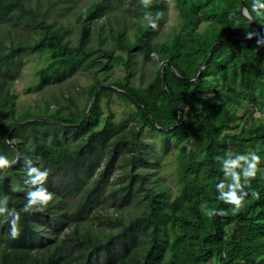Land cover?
<instances>
[{"label":"trees","instance_id":"trees-1","mask_svg":"<svg viewBox=\"0 0 264 264\" xmlns=\"http://www.w3.org/2000/svg\"><path fill=\"white\" fill-rule=\"evenodd\" d=\"M65 1L0 0V26L32 31L0 40V155L11 163L0 168V264H264V0H243L249 17L240 0H90L73 24L45 17ZM169 1L176 13L166 31ZM44 52L39 87L75 72L89 81L71 79L75 94L51 92L19 108L12 74ZM101 84L118 90L100 88L77 125ZM113 100L126 111L119 121ZM36 118L52 121L25 122ZM157 134L180 145L176 192L151 158L156 147L145 136ZM252 154L258 171L250 183L241 175L249 195L233 215L224 203L230 173L247 169ZM40 190L53 200L25 212ZM211 209L225 215L209 218Z\"/></svg>","mask_w":264,"mask_h":264},{"label":"rangeland","instance_id":"rangeland-1","mask_svg":"<svg viewBox=\"0 0 264 264\" xmlns=\"http://www.w3.org/2000/svg\"><path fill=\"white\" fill-rule=\"evenodd\" d=\"M27 1L33 4L36 0ZM41 1L43 2L45 0ZM89 1L90 0H66L63 4L58 7L56 11L54 10L53 5L49 4V6L47 7L48 12L45 17L49 18L50 20L57 19L59 22L65 24H73L75 22L74 12L78 8H84L86 5H88ZM49 3H52V1H50ZM126 6L127 3H121V5L118 6L119 9H116V17L119 18L121 16V10L125 9ZM175 13L176 12L173 8V3L172 1H169L167 12L165 14L166 20L164 22V29L166 31L169 30L172 26V23L175 18ZM112 16L113 15H111V19H114V17ZM22 22L23 20H21V23ZM13 24V21H8L0 26V40L8 42V34L12 36L11 38L16 39L26 35V32L32 33L29 28L24 29L21 24L20 26H14ZM47 55L48 54L46 52L42 54L31 53L30 55H27V57H24L22 59V63L18 67L17 71L12 74L14 75L13 88L14 91L18 93V97L15 99V103L19 108L27 107L29 105L32 106L41 95H45L50 100H52V97H50L51 92H54L56 93V95H59L61 91L63 93H66V90L70 89L71 93L75 94L73 86L69 83V80L71 79H75L80 85H85L89 81V79L84 75H81L80 72H75L68 78H66L64 81L60 82L58 85L39 87L40 84L37 80L36 75L34 74V71L45 63V61L47 60ZM115 74L118 75L120 74V72H118L117 70L115 71ZM26 86H30L31 89L29 91H26ZM52 105H54V103ZM109 108L111 109V111H113L115 120L119 121L122 119L123 116L126 115V111L123 108L121 102L117 100H113L110 103ZM145 137H149L150 139H152L156 147V151L151 156L156 168L161 173L165 183L172 187L173 191L176 192L177 179L175 176V171L177 169V158H175V155L177 154L180 145L177 142H174L173 138H168L163 134H157L153 136L146 135ZM165 137L167 139H165ZM185 144L186 142L183 143V145ZM206 264L219 263L215 260H212L211 262H208Z\"/></svg>","mask_w":264,"mask_h":264},{"label":"clouds","instance_id":"clouds-1","mask_svg":"<svg viewBox=\"0 0 264 264\" xmlns=\"http://www.w3.org/2000/svg\"><path fill=\"white\" fill-rule=\"evenodd\" d=\"M140 3L144 5L145 7H148L151 3V0H140ZM255 7V6H254ZM151 28L155 30L157 28L156 24H152ZM250 36V34H249ZM248 38V37H247ZM252 160L253 163L248 165V168L245 169L241 174H237L235 171H232L230 173L231 178L234 182L233 190L226 194V197L224 198V203L232 205V214L236 215L239 213V211L242 209L245 203V197L249 195V193L244 192V185L241 184V175L245 179L246 182H249L256 177V173L258 171L257 165L259 163V156L256 154H252ZM10 161L5 158V156L0 155V168H5L7 165H9ZM232 168H235L236 162H232L230 165ZM36 169H32L31 172H36ZM31 175V173H28ZM48 175V171H45L44 173H38L36 176V180H43L46 179ZM36 180L33 181V183L36 182ZM222 187V185L220 186ZM235 189H240L241 194L237 195ZM251 196L255 199H259V194L255 191L251 193ZM54 193L47 192L46 190H40L37 192H30L28 194V199L26 204L24 205V211L30 212L32 210L35 211H43L44 208L53 200ZM221 199V198H218ZM201 208L204 207V205L200 206ZM3 211V210H0ZM206 215L211 218L215 215H225L224 210H216L211 209L208 210ZM20 215L17 213L11 223V230H10V236L12 239H17L20 236V228L18 226Z\"/></svg>","mask_w":264,"mask_h":264},{"label":"water","instance_id":"water-1","mask_svg":"<svg viewBox=\"0 0 264 264\" xmlns=\"http://www.w3.org/2000/svg\"><path fill=\"white\" fill-rule=\"evenodd\" d=\"M240 5H241L242 13H243L246 17H249L247 11L244 9V6H243V0H240ZM212 48H213V47H212ZM212 48H211L210 51H209V54H208V56H207V59H208V58L210 57V55H211ZM166 64L168 65V61H162V62L160 63V69H162V67H163L164 65H166ZM204 64H205V62H204L203 65L199 68L197 74L195 75V77H193V79L197 78V77L200 75V73H201V71H202V68H203ZM161 76H162L163 84L165 85L163 75L161 74ZM100 88H112V89H116V90H118L117 87L112 86V85H108V84H101V85L97 86V87L95 88V90H94L92 96H91L90 102H89V104H88V107H87V109H86L84 115L82 116L81 120L79 121V123H78L77 125L82 124V122H83V121L86 119V117L88 116L89 111H90V108H91V106H92V104H93V102H94V99H95V97H96V94H97V92H98V90H99ZM125 94L129 95L128 93H125ZM169 95H170V93H169ZM129 96H130V95H129ZM131 97H132V96H131ZM38 119L47 120L46 118H36V119H30V120H27V121H25V122H28V121H31V120H38ZM48 120H49V119H48ZM48 120H47V121H48ZM49 121H52V120H49ZM180 121H181V113H178V121L176 122V124H179ZM22 123H23V122H18V123H16L14 126H12V128L10 129L9 133L7 134V136L10 134V132H11L16 126H18V125H20V124H22ZM10 145L14 147V143H13V142H10ZM9 164H11V163H9Z\"/></svg>","mask_w":264,"mask_h":264}]
</instances>
